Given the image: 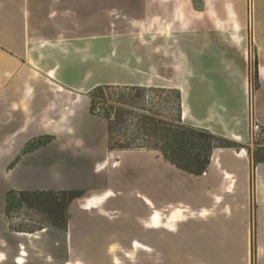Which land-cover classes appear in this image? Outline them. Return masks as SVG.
Here are the masks:
<instances>
[{"label": "crops", "instance_id": "obj_1", "mask_svg": "<svg viewBox=\"0 0 264 264\" xmlns=\"http://www.w3.org/2000/svg\"><path fill=\"white\" fill-rule=\"evenodd\" d=\"M111 1L123 15L139 13L140 0H0V264H264V159L252 164V173L251 160L242 161L253 200L238 204L237 214L226 213V231L212 215L213 206L201 202L187 206L192 215L178 223L192 225V232L149 227L157 209L149 191L138 190L142 201L111 197L101 208H84L88 197L115 191L98 183H111L118 165L113 163L118 150H109L107 121L90 111L91 90L107 84L147 86L136 73H122L121 60L114 67L119 72L106 78ZM122 27L120 20L115 31ZM113 41L122 46L117 36ZM256 120L264 125L259 113ZM231 136L227 130L237 142ZM40 139L47 144L27 151ZM12 190H83L85 195L69 206L65 230L27 233L12 230L6 215ZM216 200L214 207L223 202ZM137 203L149 215H132ZM202 210L209 215L200 216ZM93 211L99 215H90ZM140 240L150 250L135 248ZM138 255L144 263L132 260Z\"/></svg>", "mask_w": 264, "mask_h": 264}, {"label": "rangeland", "instance_id": "obj_2", "mask_svg": "<svg viewBox=\"0 0 264 264\" xmlns=\"http://www.w3.org/2000/svg\"><path fill=\"white\" fill-rule=\"evenodd\" d=\"M138 3L139 13L132 16L123 15L112 1L107 5L106 78L119 72L114 67L121 60L122 73H136L147 87L179 89L185 99L184 110L189 111V117L183 120L215 135L212 161L205 173L195 176L169 163L158 151H117L113 160L118 164L114 166L116 176L111 183L98 184L113 185L114 192L122 194L111 199L128 203L142 201L136 196L138 190L149 191L157 200L156 208L164 214L184 206L187 214L192 215V209L187 206L193 202L213 206L212 215L226 231V213L237 214L242 210L238 204L253 200L252 186L245 180L248 169L242 161L251 160L252 173V164L264 159V125L256 120L257 113L264 118V0H140ZM120 20L123 27L115 31ZM235 34L240 36L241 46L236 43ZM116 36L123 41L121 47L113 46ZM202 99L206 100L205 105L198 109ZM227 130H232V139L233 135H239L243 140L232 141ZM233 150L243 156L234 155ZM215 156L222 167L215 165ZM234 164L237 166L233 167ZM224 171L235 174L234 179H226ZM218 197L223 202L214 207L213 201ZM137 205L130 209L135 212L132 215H149ZM53 210V201L43 198L34 207L14 208L10 222L14 227L30 230L39 227L65 230L66 227L52 226ZM92 214L99 215L96 211ZM177 231L192 232L193 227L180 224ZM140 242L146 244L145 240ZM144 259L138 255L132 260L144 263Z\"/></svg>", "mask_w": 264, "mask_h": 264}, {"label": "trees", "instance_id": "obj_3", "mask_svg": "<svg viewBox=\"0 0 264 264\" xmlns=\"http://www.w3.org/2000/svg\"><path fill=\"white\" fill-rule=\"evenodd\" d=\"M164 95V96H163ZM90 111L108 123L109 150L158 151L165 160L178 169L195 176L205 173L212 161L215 135L207 129L194 127L182 119V97L179 89L138 85H100L90 92ZM47 139L27 147L47 144ZM83 190L15 191L8 193L6 215L14 208L34 207L43 198L53 201L57 228L67 227V212ZM41 226V224L39 223ZM18 232L34 233L44 229L17 228Z\"/></svg>", "mask_w": 264, "mask_h": 264}, {"label": "bare ground", "instance_id": "obj_4", "mask_svg": "<svg viewBox=\"0 0 264 264\" xmlns=\"http://www.w3.org/2000/svg\"><path fill=\"white\" fill-rule=\"evenodd\" d=\"M233 17L234 16L230 15V18H233ZM236 30H238V27H236ZM234 38H235L236 43L239 45L241 42L240 36H237L235 34ZM188 117H189V111L187 109H185L183 112V119H187ZM234 139L237 142H241L243 140L242 137L239 135L234 136ZM243 154H246V150L243 151ZM238 155L240 157L243 156L239 153H238ZM214 162L218 165V167H222V164H221L218 156L214 157ZM225 177L229 178V179L234 178V176L228 172L225 173ZM232 182H234V180ZM114 196H116V193H114L113 191H108L102 195L90 196L85 200L84 208L87 210L95 209V208H101L105 205V203L108 201V199H110L111 197H114ZM145 201L148 204L152 205V203L149 199L145 198ZM216 201L221 202V198L218 197ZM187 212H188V210L184 206L175 207L172 210H170L168 214H164L159 209H154V212L152 213V215L150 216V218L147 222V225L149 227H163V228H166L169 230H176L178 223L188 219ZM205 215L206 216L209 215L208 211L202 210L200 213V216H205ZM134 247L137 249L150 250V248L148 246H146L145 244H143L139 241L134 242Z\"/></svg>", "mask_w": 264, "mask_h": 264}]
</instances>
